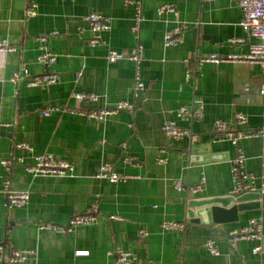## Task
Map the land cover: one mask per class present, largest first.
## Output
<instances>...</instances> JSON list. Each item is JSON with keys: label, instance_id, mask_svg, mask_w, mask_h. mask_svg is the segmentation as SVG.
<instances>
[{"label": "crops", "instance_id": "0c3cea01", "mask_svg": "<svg viewBox=\"0 0 264 264\" xmlns=\"http://www.w3.org/2000/svg\"><path fill=\"white\" fill-rule=\"evenodd\" d=\"M145 20L139 30L143 47L141 79L146 90L134 94L136 63L110 62V50L129 53L137 39L133 31L135 6L128 0H0V37L16 45L0 52V159L22 157L32 164L50 153L69 161L65 176L33 175L23 165L9 172L0 163V243L8 250H31L23 262L0 264H114L111 251L132 252L137 264H264V194L257 205L237 211L221 222L210 215L205 222L188 217V201L218 195H235L232 162L241 150L245 171L253 184H264V138L241 139L238 145L218 139L217 120L232 121L235 113L248 116L247 129L264 127V65L246 60L199 61L204 55L241 56L256 41L241 26L242 12L233 0H141ZM36 4V15L27 7ZM173 4L174 12L159 8ZM95 11L111 18L102 33L103 43L91 45L93 32L83 17ZM185 24L183 41L166 46L167 29ZM41 35L47 36L59 80L29 85L13 82L16 71L41 74L38 62ZM236 39L237 41H234ZM240 40V41H238ZM193 72L187 80V71ZM75 92H93L95 101H78ZM204 101L200 120H180L178 109ZM125 100L134 111L121 110L103 120L72 112L112 106ZM58 109L41 114L47 107ZM189 130L169 139L167 121ZM18 143H27L22 149ZM132 157L129 161L126 158ZM163 158L164 162L159 159ZM110 164L129 176L112 182L97 177L99 167ZM180 179L186 190L175 187ZM27 191L26 205L8 208L5 188ZM201 185L192 192L190 187ZM247 192H258L245 191ZM240 194V195H241ZM238 196V195H237ZM98 203L99 216L91 224L66 232L41 229L40 224H66L76 213ZM115 215L119 218L113 219ZM254 218L263 224L262 251L257 240H232L229 231L241 229ZM165 221L185 222V229H164ZM147 235L140 237V230ZM214 240L219 254L208 251Z\"/></svg>", "mask_w": 264, "mask_h": 264}, {"label": "built area", "instance_id": "2783aa9c", "mask_svg": "<svg viewBox=\"0 0 264 264\" xmlns=\"http://www.w3.org/2000/svg\"><path fill=\"white\" fill-rule=\"evenodd\" d=\"M135 6V22L133 24V31L135 33V38L137 42L135 46L129 53H123L115 50H110L107 54V59L110 62L119 61L122 59H129L134 61L137 66L136 77H135V87L134 94L138 96L141 92L146 90V85L141 79L140 63L142 61L143 47L139 43V30L141 28L142 22L145 20L142 9L141 0H128ZM214 1V0H212ZM238 3L241 12L242 20L240 22L241 26L245 31L250 33L255 37L256 41L251 44L250 53L244 57L241 56H218V55H204L199 58V61H226V60H246L251 63H261L264 65V0H233ZM176 7L173 4H165L161 6L158 10L160 14L165 12H174ZM27 17H32L36 15V4L32 3L27 7L26 10ZM83 20L88 22L91 26L93 32L92 37L89 39L91 45H97L103 43L102 33L109 30L111 27V18L102 15L101 13L91 11L83 17ZM186 30V25L179 24L173 28L167 29L164 33V43L166 46L178 45L183 41L184 31ZM237 41L236 39H233ZM39 41V54L38 62L43 66V72L41 74H31L22 73L16 71L13 74V82H18L20 79H27L29 85H42V84H52L59 80V73L55 70L54 64L56 62L57 56L51 51L47 42V36L41 35L38 37ZM240 41V40H238ZM16 45L9 43L7 39L0 37V52H12L16 50ZM193 72L191 70L187 71V80L191 78ZM264 93V90H261ZM75 98L78 101L98 99L97 94L93 92H75ZM204 101L200 98L194 100L193 105H183L177 111V117L180 120H200L204 116ZM55 106H50L41 111V114L48 115L49 113L57 110ZM136 105L132 102L121 100L112 106H103L100 108H94L89 110H84L81 108H74L72 112L86 115L88 117L103 120L109 115H113L121 110L134 111ZM249 118L246 114L237 112L235 113L232 121H225L219 119L214 124L215 132L217 133L218 139H227L233 144L238 145L239 141L244 138L250 137H262L264 138V127L257 129H247L243 126L247 125ZM163 129L169 139H180L185 135L189 134V130L179 126L176 121L170 120L164 123ZM17 146L22 149H30V145L27 143H18ZM126 160L132 161L133 158L129 157ZM245 160L246 157L241 150L238 151L237 156L232 162V176H233V187L231 192L235 195H240L245 191L258 190L260 194H264V184L257 188L253 182V176L251 173L245 171ZM160 162H164L163 158L159 159ZM0 163L6 169L10 171L15 165H23L26 171L33 175H58L65 176L73 171L72 164L65 160L54 157L52 154H42L35 158V162L32 164H27L24 162L22 157L16 159H0ZM97 177L107 178L112 182L126 181L129 176L122 175L114 170L110 164H102L96 174ZM175 187L178 190H186L183 182L180 179H175ZM201 188V185H196L190 187L192 192H196ZM5 198L7 207H21L28 203L30 195L27 191H16L5 188ZM99 216V206L95 201L89 211L83 213H76L72 215L69 221L64 225H55L51 223L40 224L41 229H53L58 232H66L71 230L73 227L78 225L91 224L97 220ZM110 218L117 219L119 217L112 215ZM164 229H185L186 223L180 221H165L162 224ZM145 229L140 230V237L144 238L147 235ZM229 237L232 240L238 241L242 239L257 240L259 244L255 245L253 248L254 253H260L263 249V224L261 218H254L249 221L246 227L241 229H234L229 231ZM206 248L212 254H219V248L214 240H207L205 243ZM0 255L9 262H23L29 259L33 255L31 250H8L5 252V246L0 243ZM111 255L114 258V264H137L135 255L125 249L116 248L111 251Z\"/></svg>", "mask_w": 264, "mask_h": 264}, {"label": "water", "instance_id": "95a60500", "mask_svg": "<svg viewBox=\"0 0 264 264\" xmlns=\"http://www.w3.org/2000/svg\"><path fill=\"white\" fill-rule=\"evenodd\" d=\"M261 194L258 192H247L241 195H218L211 197H204L198 199H191L188 201V217L198 222L202 220L205 222L210 215H213L216 221H223L231 218L237 211L249 209L257 203L250 202V200H258Z\"/></svg>", "mask_w": 264, "mask_h": 264}]
</instances>
